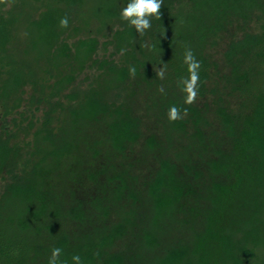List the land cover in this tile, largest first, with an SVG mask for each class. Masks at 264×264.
<instances>
[{
  "label": "trees",
  "instance_id": "1",
  "mask_svg": "<svg viewBox=\"0 0 264 264\" xmlns=\"http://www.w3.org/2000/svg\"><path fill=\"white\" fill-rule=\"evenodd\" d=\"M128 2L0 4V264H47L54 247L66 264H264V0H164L143 36L120 18ZM223 38L219 68L202 49ZM177 40L198 47L190 106ZM136 91L167 120L187 108L171 123L196 139L188 163L158 160L143 195L139 161L113 163L142 138ZM173 229L182 236L168 241Z\"/></svg>",
  "mask_w": 264,
  "mask_h": 264
},
{
  "label": "rangeland",
  "instance_id": "2",
  "mask_svg": "<svg viewBox=\"0 0 264 264\" xmlns=\"http://www.w3.org/2000/svg\"><path fill=\"white\" fill-rule=\"evenodd\" d=\"M10 4H6L4 7V10H7L9 8ZM93 3H88V6H86V14L88 16L92 15L94 9ZM93 22H95L93 20ZM251 26H254L256 29L258 28V24L251 23ZM240 34V32L238 33ZM178 43H176L173 48L176 50H180L185 52L186 48H198L195 44L187 43V47H184L181 42V40H177ZM227 39H219L215 43H209L208 45L203 48V53L209 54L213 60L216 61L219 68H221V62H222V55L224 48L226 46ZM179 45V46H178ZM177 92L181 94V91L179 88H177ZM150 98L148 93L145 92L143 94H139L136 91V96H134V108L135 112L141 117L142 119V138L140 139L139 143L136 144L130 153H128V160H123L120 158H116L113 160L114 164H117V167L120 168L121 164H123L124 167H127V164L129 162L136 163L135 161H139L137 168L135 167V173L133 175L138 177V184H136V190L140 192L141 195V187L142 182L146 180V178L151 174V172L154 170V168L157 166V162L159 159L168 157L170 159H173L178 164H186L188 163L192 158H196V155L194 154H187L185 151L188 152V148L191 147V145L196 141V139L193 137V130L189 128L186 133L182 132L181 130H178L173 123L169 122L166 117L158 116L160 113L159 111L149 112L150 110L147 109V107L150 106ZM233 102L237 101L234 98H231ZM65 102V101H64ZM212 102L210 101V104ZM208 116V121L213 123V127L218 131V133L221 135V127L219 125V122L215 119L213 116V113L211 112ZM96 135L97 139H100L102 137V133L100 131H97L94 133ZM23 136L22 133L18 135V138H21ZM154 137L157 141V147L154 149H151L148 145V139ZM136 166V165H135ZM183 170V169H182ZM198 172H204V169L200 168L197 170ZM190 179L194 178L193 171L192 174L189 177ZM207 180V178H206ZM63 186H66L65 183H68L67 179L63 180ZM62 186V187H63ZM151 213V208H150ZM117 214H113L111 216V221L115 222L117 219ZM150 227V226H149ZM178 231V230H177ZM176 230H171V235L169 236L168 241H175L179 236H182V233ZM169 235V233H168ZM167 235V236H168ZM185 237L188 236L187 234H184Z\"/></svg>",
  "mask_w": 264,
  "mask_h": 264
},
{
  "label": "clouds",
  "instance_id": "3",
  "mask_svg": "<svg viewBox=\"0 0 264 264\" xmlns=\"http://www.w3.org/2000/svg\"><path fill=\"white\" fill-rule=\"evenodd\" d=\"M0 4H8V0H0ZM164 0H129L126 6L122 7L120 12V18L122 21L128 23L130 27H134L136 32L143 36L152 27V19L160 20L162 17V6ZM61 28H67L69 26V20L67 16H64L59 21ZM124 49L121 50V54L124 53ZM183 64L187 66L188 76L181 77L179 81L180 91L185 94L184 104L193 105L198 97L200 75L199 70L201 68L200 62L196 59L194 52L191 48H186L183 57ZM156 76L163 80L165 78L166 66L160 67L155 70ZM136 69L135 66L129 67V75L135 78ZM159 92L164 93V88L161 86L158 89ZM187 108L183 109V112L176 105L170 106L167 113L169 122H175L183 119L187 115ZM63 249L54 247L51 251V255L48 258L47 264H66L64 261H60ZM98 255V254H97ZM73 264H83L81 257L73 255Z\"/></svg>",
  "mask_w": 264,
  "mask_h": 264
}]
</instances>
